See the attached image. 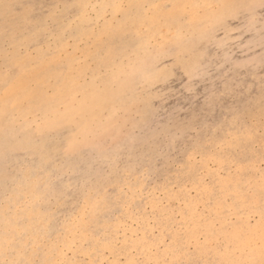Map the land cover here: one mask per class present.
Segmentation results:
<instances>
[{
    "label": "rangeland",
    "instance_id": "374dc122",
    "mask_svg": "<svg viewBox=\"0 0 264 264\" xmlns=\"http://www.w3.org/2000/svg\"><path fill=\"white\" fill-rule=\"evenodd\" d=\"M0 264H264V0H0Z\"/></svg>",
    "mask_w": 264,
    "mask_h": 264
}]
</instances>
